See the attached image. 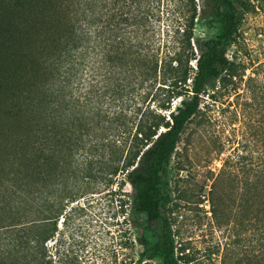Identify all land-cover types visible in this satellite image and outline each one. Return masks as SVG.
<instances>
[{
  "label": "trees",
  "instance_id": "trees-1",
  "mask_svg": "<svg viewBox=\"0 0 264 264\" xmlns=\"http://www.w3.org/2000/svg\"><path fill=\"white\" fill-rule=\"evenodd\" d=\"M198 1L0 0V264H74L48 248L62 199L118 175L134 192L147 259L182 264L164 215L167 169L209 84L234 77L226 52L253 10ZM200 23L218 34L200 39ZM260 135L264 146V83ZM219 184L210 200L221 228L230 188L217 195ZM235 190L243 215L231 223L248 253L221 264H264V149Z\"/></svg>",
  "mask_w": 264,
  "mask_h": 264
},
{
  "label": "rangeland",
  "instance_id": "rangeland-1",
  "mask_svg": "<svg viewBox=\"0 0 264 264\" xmlns=\"http://www.w3.org/2000/svg\"><path fill=\"white\" fill-rule=\"evenodd\" d=\"M249 3L253 10L243 15L226 52L234 77L209 84L200 99L199 115L181 135L167 169L170 203L164 215L173 245L182 252V264H221L224 253L229 259L248 253L247 235L231 222L243 215L235 189L249 171L260 169L264 149L260 143L264 0ZM197 4L201 7L202 0ZM162 19L164 28V14ZM197 30L200 39H210L219 27L200 23ZM218 178L217 195L230 188L225 202L230 224L221 228L212 219L210 200L211 185ZM133 194L123 175H118L112 184L94 182L81 188L74 199H62L65 209L48 243L50 253L65 254L74 264H160L157 258L147 259L138 244L142 231L133 212Z\"/></svg>",
  "mask_w": 264,
  "mask_h": 264
}]
</instances>
